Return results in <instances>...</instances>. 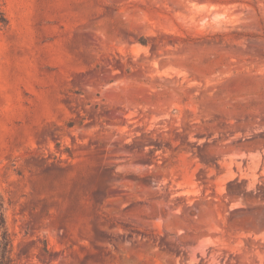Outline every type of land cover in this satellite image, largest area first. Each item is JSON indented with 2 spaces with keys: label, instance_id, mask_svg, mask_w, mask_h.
<instances>
[{
  "label": "rangeland",
  "instance_id": "obj_1",
  "mask_svg": "<svg viewBox=\"0 0 264 264\" xmlns=\"http://www.w3.org/2000/svg\"><path fill=\"white\" fill-rule=\"evenodd\" d=\"M263 152L264 0H0L12 264H264Z\"/></svg>",
  "mask_w": 264,
  "mask_h": 264
},
{
  "label": "bare ground",
  "instance_id": "obj_2",
  "mask_svg": "<svg viewBox=\"0 0 264 264\" xmlns=\"http://www.w3.org/2000/svg\"><path fill=\"white\" fill-rule=\"evenodd\" d=\"M264 153V152H263ZM259 158V157H258ZM262 159V158H261ZM260 161H262V160H260ZM240 163V162H239ZM261 163V162H260ZM262 163H263V161H262ZM239 165V164H238ZM259 165V164H258ZM262 166H264V165H262ZM239 167V166H238ZM256 167V166H255ZM255 167H254V169H255ZM262 168V167H261ZM262 169H264V168H262ZM252 174V173H251ZM183 178V177H182ZM181 178V179H182ZM180 179V177H179V180H181ZM175 180V179H174ZM169 188H170V191H169V194L171 195V196H179V195H181V194H183V193H192L193 192V190H189V189H187L182 183H180V182H177V181H174V182H172L170 185H169ZM191 215H194L193 214V212L191 213ZM179 234V233H178ZM188 234V233H187ZM211 234H214V233H211ZM179 236V235H178ZM186 236V235H185ZM204 236H207V238L208 239H211V238H213V236L212 235H210V234H206L205 232H192V234H188V236H186L184 239H183V243H181V241L179 240V238L178 237H176V238H173V239H175V241H176V243H181V244H183L184 245V247H182V248H180V247H177L178 248V250H177V257L178 258H185L186 256H190V255H188V252H187V250H192V249H194V246L196 245V243L200 240V238H202V237H204ZM207 238H206V240H207ZM172 239V240H173ZM224 239V238H223ZM174 241V240H173ZM230 241V240H229ZM228 241V242H229ZM232 242V241H231ZM174 243V242H173ZM230 243V242H229ZM228 244V243H227ZM177 245V244H176ZM175 245V246H176ZM174 246V247H175ZM179 246V245H178ZM173 247V248H174ZM189 250V251H190Z\"/></svg>",
  "mask_w": 264,
  "mask_h": 264
},
{
  "label": "trees",
  "instance_id": "obj_3",
  "mask_svg": "<svg viewBox=\"0 0 264 264\" xmlns=\"http://www.w3.org/2000/svg\"><path fill=\"white\" fill-rule=\"evenodd\" d=\"M11 241L6 228L4 213H3V200L0 195V264H12L10 258Z\"/></svg>",
  "mask_w": 264,
  "mask_h": 264
}]
</instances>
